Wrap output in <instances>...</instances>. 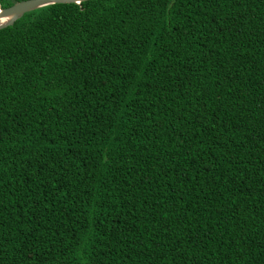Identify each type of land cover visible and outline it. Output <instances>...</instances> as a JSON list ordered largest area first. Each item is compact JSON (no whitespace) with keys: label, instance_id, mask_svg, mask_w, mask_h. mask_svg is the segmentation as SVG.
I'll return each instance as SVG.
<instances>
[{"label":"trees","instance_id":"1","mask_svg":"<svg viewBox=\"0 0 264 264\" xmlns=\"http://www.w3.org/2000/svg\"><path fill=\"white\" fill-rule=\"evenodd\" d=\"M0 264H264V0L0 29Z\"/></svg>","mask_w":264,"mask_h":264},{"label":"water","instance_id":"2","mask_svg":"<svg viewBox=\"0 0 264 264\" xmlns=\"http://www.w3.org/2000/svg\"><path fill=\"white\" fill-rule=\"evenodd\" d=\"M87 0H25L7 8L0 4V29L13 25L24 14L43 6L56 3H82Z\"/></svg>","mask_w":264,"mask_h":264}]
</instances>
